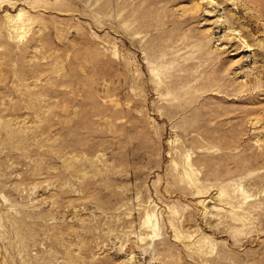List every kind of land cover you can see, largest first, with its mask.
Returning <instances> with one entry per match:
<instances>
[{
    "label": "rangeland",
    "instance_id": "obj_1",
    "mask_svg": "<svg viewBox=\"0 0 264 264\" xmlns=\"http://www.w3.org/2000/svg\"><path fill=\"white\" fill-rule=\"evenodd\" d=\"M241 147L264 0H0V264H264Z\"/></svg>",
    "mask_w": 264,
    "mask_h": 264
},
{
    "label": "bare ground",
    "instance_id": "obj_2",
    "mask_svg": "<svg viewBox=\"0 0 264 264\" xmlns=\"http://www.w3.org/2000/svg\"><path fill=\"white\" fill-rule=\"evenodd\" d=\"M204 110H208L210 113V110L204 106L201 108V111ZM200 112V111H199ZM208 113V115H209ZM239 124V123H238ZM237 127V123L235 124H230L226 127V125L221 124L219 129V132L216 133V135H222V133H226L228 134L227 131L231 132L234 130V128ZM242 134L245 133L244 128H242ZM221 133V134H219ZM239 153H240V161L243 162V164H241L243 167V169H248L249 167L258 165V166H264V148H260L259 150H254L251 151L249 149V147H241V149H239ZM264 171V170H263ZM245 179L249 180V182L253 183L255 186H260L261 183L264 184V172H256L253 173L251 175H249L248 177H246Z\"/></svg>",
    "mask_w": 264,
    "mask_h": 264
}]
</instances>
